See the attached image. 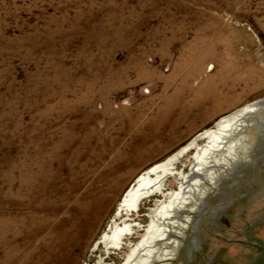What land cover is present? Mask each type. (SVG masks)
Wrapping results in <instances>:
<instances>
[{
  "label": "rangeland",
  "instance_id": "rangeland-1",
  "mask_svg": "<svg viewBox=\"0 0 264 264\" xmlns=\"http://www.w3.org/2000/svg\"><path fill=\"white\" fill-rule=\"evenodd\" d=\"M263 122L264 0H0V264H168Z\"/></svg>",
  "mask_w": 264,
  "mask_h": 264
},
{
  "label": "water",
  "instance_id": "water-1",
  "mask_svg": "<svg viewBox=\"0 0 264 264\" xmlns=\"http://www.w3.org/2000/svg\"><path fill=\"white\" fill-rule=\"evenodd\" d=\"M263 263L264 122L204 187L168 264Z\"/></svg>",
  "mask_w": 264,
  "mask_h": 264
},
{
  "label": "bare ground",
  "instance_id": "bare-ground-1",
  "mask_svg": "<svg viewBox=\"0 0 264 264\" xmlns=\"http://www.w3.org/2000/svg\"><path fill=\"white\" fill-rule=\"evenodd\" d=\"M227 126H225V124H218L216 128L213 132L211 131H206L204 132V136L208 135V136H212L213 140L216 141L217 144H221L222 143V138L220 136L221 133H219V131H222L224 129H226ZM224 141V140H223ZM144 179V178H143ZM150 182H146L145 180H139L137 187L135 189H131L130 191H128V193L125 195V197H123V202H122V207H130L131 205L135 206L137 200L139 199V197H141V195L148 193L150 190V186H149ZM136 186V185H135ZM120 209V208H119ZM114 238L112 239V236H104L102 237V241L103 242H112L116 236H113Z\"/></svg>",
  "mask_w": 264,
  "mask_h": 264
},
{
  "label": "flooded vegetation",
  "instance_id": "flooded-vegetation-1",
  "mask_svg": "<svg viewBox=\"0 0 264 264\" xmlns=\"http://www.w3.org/2000/svg\"><path fill=\"white\" fill-rule=\"evenodd\" d=\"M211 217H214V216H211ZM195 257H196V255H195ZM264 264V263H263Z\"/></svg>",
  "mask_w": 264,
  "mask_h": 264
}]
</instances>
